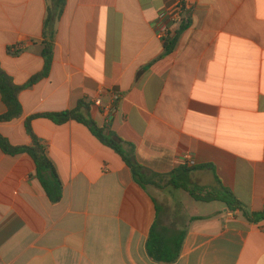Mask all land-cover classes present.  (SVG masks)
<instances>
[{"label":"crops","instance_id":"0c3cea01","mask_svg":"<svg viewBox=\"0 0 264 264\" xmlns=\"http://www.w3.org/2000/svg\"><path fill=\"white\" fill-rule=\"evenodd\" d=\"M175 1L0 0V68L16 85L43 72L44 44H52L48 73L19 93L22 115L0 123V134L30 146L27 117L84 102L98 127L134 145L150 183H135L82 124L35 118L62 197L49 202L28 155L0 150V264H159L145 247L156 206L169 226L157 196L187 214L172 264H264V221L171 185L202 196L220 181L247 212H264V0H184L188 26L174 28L172 53L152 64L164 50L159 15Z\"/></svg>","mask_w":264,"mask_h":264},{"label":"trees","instance_id":"16d2710c","mask_svg":"<svg viewBox=\"0 0 264 264\" xmlns=\"http://www.w3.org/2000/svg\"><path fill=\"white\" fill-rule=\"evenodd\" d=\"M62 3L59 4L62 9ZM186 23H182L179 31L184 30L188 26V20ZM177 37L163 42V53L152 64L162 60L164 57L170 55L175 47ZM44 60L43 72L30 79V81L24 86L16 85L11 77L7 75L0 68V96L3 104L6 107V111L0 116V123L10 122L19 118L22 115V108L19 102V93L37 82L41 77L46 76L52 62V44L45 43L42 51ZM151 64V65H152ZM88 105L84 102H79L77 107L72 111L61 113H48L29 116L26 118L24 125L28 136L31 138V145H11L6 138L0 134V150L5 155L17 156L21 154L28 155L36 168V174L38 181L43 188L48 200L52 204H56L62 197V183L59 179L53 163L48 158L44 147L39 143L36 135L31 128V121L35 118H45L55 125H63L68 121H75L85 126L89 132L98 140V142L106 148L114 151L119 155L122 161L130 169L133 180L140 187L144 188L149 185V181L146 179L144 173V167L140 165L135 158V147L131 143L125 142L120 139L111 131H107L105 127H98V125L91 120L87 115ZM182 170H185L183 167ZM218 182V188L212 192H206L202 196L195 194L193 191L187 188L176 185L171 182V185L175 189H183L195 201L210 203L220 202L224 204L230 212H241L242 215L250 222L264 221V212H247L242 203L226 188H224L220 181ZM157 217L155 222L150 228L149 235L146 241V252L150 260L159 264H172L176 262L181 254L182 245L186 236V229L182 227L178 229L175 227V223L164 226L159 220L161 208L156 206ZM200 218H190L191 221L199 220Z\"/></svg>","mask_w":264,"mask_h":264},{"label":"built area","instance_id":"2783aa9c","mask_svg":"<svg viewBox=\"0 0 264 264\" xmlns=\"http://www.w3.org/2000/svg\"><path fill=\"white\" fill-rule=\"evenodd\" d=\"M191 5L184 0H177L172 5L164 8L160 13L159 19H162L155 30L156 38L162 43L173 38L174 28H180L182 23L190 19ZM117 95L112 96V104L109 107H104L102 110L105 118L107 119L116 110L115 103L118 101ZM91 103L100 105V97H95ZM183 160L188 167H194L195 162L191 159L189 154L183 156Z\"/></svg>","mask_w":264,"mask_h":264},{"label":"rangeland","instance_id":"374dc122","mask_svg":"<svg viewBox=\"0 0 264 264\" xmlns=\"http://www.w3.org/2000/svg\"><path fill=\"white\" fill-rule=\"evenodd\" d=\"M194 193L199 195L201 194V192L197 189H193ZM167 196V195H166ZM157 199L160 203V205L162 206L165 214H166V220L164 221L165 224L171 225V223L173 224L175 221L176 223L182 225V227L185 226L186 222H187V214L183 211V208L179 205H176L177 203H173L172 201L169 200V198H165V196L163 198L157 196ZM177 201L179 203V201H181V198H173V201ZM170 218L173 220L175 219L173 222H169Z\"/></svg>","mask_w":264,"mask_h":264}]
</instances>
